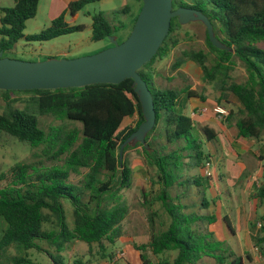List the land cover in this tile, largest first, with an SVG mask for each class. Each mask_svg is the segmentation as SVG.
<instances>
[{"label":"trees","instance_id":"16d2710c","mask_svg":"<svg viewBox=\"0 0 264 264\" xmlns=\"http://www.w3.org/2000/svg\"><path fill=\"white\" fill-rule=\"evenodd\" d=\"M39 1L13 0L12 7L1 9L0 52L12 50L21 39L47 41L83 30L82 25L70 26L66 17H75L87 5L99 0L71 1L40 36H24L25 24L36 16ZM135 1L142 6V0ZM194 1L195 5L188 6L183 0H172V6L173 9L192 8L204 14L211 22L216 38L232 52L214 48L205 31L209 54L214 56L210 65L208 53L182 50L173 62L172 70H178L185 62L196 64L205 86L213 87V92L219 94L215 100L217 105L221 106L222 101L228 104L229 96L234 97L240 105L239 108L230 109L226 118L228 123L234 124L237 137L259 144L264 138V0ZM128 10L127 6L123 9L124 12ZM140 10L141 7L137 15ZM137 15L132 19L130 32ZM90 18L92 41L99 42L114 36V28L102 13ZM181 28L177 19L173 18L156 55L138 70L150 90L155 111L154 127L145 139L149 150L141 144L126 146L122 161L119 160L120 145L144 120L131 79L116 85L29 90L39 95L36 115L15 107L16 100H6L4 111L0 113V133L31 149L43 147L44 155L53 160H60L62 156L65 158L62 166H53L40 173H30L31 167L24 163L9 170L12 174L11 184L0 189V217L5 223L0 237V251L9 247L18 253L41 251L38 242L45 241L56 245V254H47L50 264H66L61 252L66 244L79 241L86 244L89 251L96 246L100 259L111 258L107 255L106 244L114 245L123 236V223L129 213L125 203L115 204L114 199L131 186L132 161L126 155L133 150L141 159L144 172L152 171L151 187L158 186V192L152 197L151 190L147 193L142 191L150 235L147 243L133 245V249L139 253V264H195L204 258L212 259L215 264H244L241 256L227 249L223 241H213V234L204 229L207 224L215 223V214L204 216L188 211L190 207L207 209L210 206L204 195L210 187V179L198 173L179 181L177 175L183 169L185 152L191 166L202 171L204 162L209 160V155L202 150L203 143L213 141L219 134L216 127L203 124L200 135L192 119L184 113L188 99L205 101L206 90L201 94L189 85L180 89H163L154 84L156 70L153 65L166 59L179 45L178 31ZM233 58L243 65L246 77L243 83L235 82L229 76ZM1 92L8 95L13 91ZM44 115L77 122L81 124V129L63 132L50 128L46 132L39 127V116ZM129 118L136 119L135 123L122 127L123 121ZM159 126H162L164 143L175 145L169 152H159L155 148L156 144H161L156 136ZM262 161L264 168V159ZM81 169L87 172L82 178L81 188H77L68 179ZM176 184L186 187V190L176 194L173 198L175 201H172L169 193ZM192 187L201 197L198 206L187 205L183 201ZM84 194L88 195L86 202L82 200ZM107 198L113 203L108 205ZM256 198L260 204H264V183L256 190ZM63 201H67L71 208V225L68 224ZM91 205H94L93 211L89 209ZM224 221L231 230L226 218ZM44 224L52 229L42 231ZM254 245L264 255V236H256ZM148 251L153 256L168 251L177 253L170 261L154 262L148 257ZM12 264L34 262L20 256L12 259Z\"/></svg>","mask_w":264,"mask_h":264},{"label":"rangeland","instance_id":"374dc122","mask_svg":"<svg viewBox=\"0 0 264 264\" xmlns=\"http://www.w3.org/2000/svg\"><path fill=\"white\" fill-rule=\"evenodd\" d=\"M188 6L195 5L194 0H183ZM51 0H40L36 16L30 19L25 24L24 36H40L41 32L48 29L51 25L49 18V7ZM1 5L4 7H12L13 0H0ZM127 6L129 10L124 12V7ZM1 7V6H0ZM141 7L139 2L135 0H99L95 3L87 5L82 9L75 18L71 16L66 17V21L70 23V26L82 25L84 27L81 31H76L67 35H62L60 37L47 40V41H26L21 39L14 46L12 50L6 51L2 54V57L9 58L16 61L38 63L45 61L50 58H55L58 60L66 59L73 60L77 58L87 57L97 54L103 50L111 47V43L108 39L94 42L91 40V16L94 14L102 13L104 17L109 21V23L114 28V36L118 43L123 42L130 34V29L132 25V19L137 15L138 9ZM61 15V14H60ZM59 15V16H60ZM57 17V16H56ZM205 28L200 23H189L182 26L178 31V36L180 39L179 45L173 49L170 55L161 62L154 63L153 67L156 70V76L154 78V84L157 88L163 89H180L184 85H189L192 90L198 93H205V98L209 104H214V100L218 97V94L213 92L211 86H205L202 78L201 71L197 65L194 63L185 62L178 70H172L173 62L180 56L182 50H201L209 54L208 47L205 42ZM214 56H208V65L212 62ZM232 69L229 73L231 80L243 83L246 80L245 71L242 63L237 59L233 58L231 60ZM204 90H206L204 92ZM39 95L34 92H24V91H13L5 95L0 91V113L4 111L6 100L15 101L14 106L19 109H25L28 113L36 115L37 102ZM229 102L226 104L222 101V105L228 110L234 108L233 104L230 102L229 97L227 98ZM9 102V101H8ZM186 114L189 112L186 110ZM197 121V119H193ZM136 119H125L123 121V126H131L135 123ZM225 126L228 133L225 138L229 135V139H234L233 130H230L227 122H221ZM39 127L48 131L50 128H55L64 131L78 128L81 129V124L69 121H61L54 118L51 115L39 116ZM162 126L156 129V136L158 137V142L161 144L155 146L159 152H169L174 149L175 145H168L164 143L162 138ZM201 135V133H200ZM203 137V136H202ZM227 139V138H226ZM204 140V139H203ZM157 142V141H156ZM155 144V143H154ZM264 144V138H263ZM262 144V145H263ZM255 147V146H254ZM43 147L37 149H31L28 145L17 142L13 138H8L2 133H0V189L7 187L11 184L12 174L10 169H12L17 164H27L31 167L29 172L40 173L50 169L53 166H62L65 156H62L60 160H53L49 156H45ZM264 147L257 145L256 149L260 150L262 158H264ZM203 152L209 155V160L213 164V177L209 180L210 186L216 185L211 191L209 187L205 191V198L209 201L210 207L207 209L201 207H190L188 211L191 213H200L201 215L210 214V209L215 213L217 218V209H214L210 198L214 197V202L219 201L222 203L224 210L223 214L228 216L227 222L235 226L236 223L240 221L238 207H241V200L239 199V190L241 189V184L246 177V173L243 177H239L238 180L234 181L232 176L224 174L225 160H220L217 154L214 153L215 150H220V145L214 143L213 141H205L203 143ZM225 150L232 154L229 160L233 162L230 168V172H234V167L240 166L239 161L233 154L237 152L229 144H225ZM187 152L183 153V169L177 175H179V181H182L186 177L192 178L195 174L202 173L199 168L192 167L191 160L187 157ZM132 161V180L131 186L127 190L121 191L114 199L115 204L125 203L129 207V215L123 223L124 235L122 238L114 245L106 244L107 255L111 258L100 259L98 256V249L93 246L89 251L86 244L73 241L65 245L61 255L64 257L66 264H73L76 261H80L81 264H139V253L128 246L130 239L133 243L145 244L149 240V226L147 223V209L143 206L142 202V191L150 192L151 197L158 192V186L151 187L152 171L144 172V167L142 165L141 159L137 156L135 151H128L126 155ZM248 154H244L241 159L246 161L247 164H254L255 160L248 161ZM246 159V160H245ZM193 163V162H192ZM194 164V163H193ZM87 171L85 169L79 170V172L72 173L68 179V182L77 188H81V181L83 176ZM176 174V173H175ZM220 175V179L219 176ZM230 179V181H226ZM221 180V183H219ZM219 184V186H218ZM186 190V187H173L170 190V197L173 200L176 194L182 193ZM194 191V192H193ZM213 192V194L211 193ZM154 194V195H153ZM180 197V196H179ZM88 195L84 194L82 200L87 201ZM200 195L195 192V188L192 187V191L189 189L186 192V198L183 201L187 205L198 206L200 203ZM234 200L235 204H233ZM108 205L112 204L109 198H107ZM112 202V203H111ZM65 206V213L67 209V221L71 225V214L70 206L67 201H63ZM158 204L155 205V208ZM89 209L93 211L94 205L89 206ZM242 213V211H241ZM202 228V227H201ZM5 229V223L0 217V237L2 231ZM52 228L44 224L42 226V231H50ZM204 231V230H203ZM261 233V228L259 230ZM216 236V235H215ZM213 235V241L216 237ZM39 246L41 251L29 250L26 252L18 253L13 247L6 248L0 251V264H12V259L15 257L28 258L34 262V264H50V260L47 254H56V245H50L45 241H39ZM225 247L231 248L229 244H225ZM237 252H240L237 250ZM176 251H168L158 256H153L149 251L147 252L148 257L154 262L160 260H172L176 256ZM236 253V252H235ZM245 255V254H244ZM242 256L245 261L246 256ZM262 259V258H261ZM195 264H215L212 259L204 258Z\"/></svg>","mask_w":264,"mask_h":264},{"label":"water","instance_id":"95a60500","mask_svg":"<svg viewBox=\"0 0 264 264\" xmlns=\"http://www.w3.org/2000/svg\"><path fill=\"white\" fill-rule=\"evenodd\" d=\"M173 18L181 26L189 23L202 24L214 48L232 52V49L216 38L211 22L200 11L185 7L173 9L172 0H142L141 10L129 36L121 43L113 36L108 37L112 46L97 54L73 60L50 58L31 63L4 58L0 52V91L57 90L94 84L116 85L131 79L144 120L120 145L119 160L122 161L126 146L141 144L149 150L145 139L154 127L155 111L150 90L138 70L156 55L169 32Z\"/></svg>","mask_w":264,"mask_h":264},{"label":"crops","instance_id":"0c3cea01","mask_svg":"<svg viewBox=\"0 0 264 264\" xmlns=\"http://www.w3.org/2000/svg\"><path fill=\"white\" fill-rule=\"evenodd\" d=\"M71 1H75V0H51L49 7L50 23L66 9L68 3ZM0 6H1L0 11L3 8H7L1 5V3ZM187 63H192V62H187ZM229 99L235 108L240 107V105L238 104V102L234 97L229 96ZM214 102H215L214 104H216L215 100ZM212 106L213 104H209L207 102V98H205V101H201L199 98H191L188 99L185 103L184 113L186 114V110L189 112V115L187 114L186 115L192 119V121L196 126V130L200 133H201L200 127L203 124L211 125L219 130V134L216 136L213 142L215 144L218 143L220 145L221 151L215 150L214 153L217 154V157L220 160L222 159L225 160L226 170L224 174H228V176H232L234 181L238 180L239 177H243L245 173H246V177L241 184L240 187L241 189L239 190V199L241 200V207H238L237 209L239 210L240 221L236 223L234 227L233 225L228 223L231 228V230H229L226 222L224 221V218H228V216L226 215L227 211L225 210V214H223L224 207L222 203L219 201L214 202L215 196H212L210 198L211 201H213L212 206L214 209H217V205H218V211L220 213H218L215 223L211 225L207 224L206 226H204V229L207 232L212 233L214 236L216 235L215 237L217 241H223L225 244H229L231 247L230 249L234 251V253L236 252L238 256L242 257L244 254H245L244 256L247 255L246 258L247 261H245V259L242 257L244 264H264V255H262L259 249L254 245V238L256 236L258 235L264 236V231L262 232L261 230V233H259L260 228L264 229V204H260L259 200L256 198V190L264 183V168L262 161V159L264 158H262V155L260 154V150L256 149V147L257 145H259V147L260 146L264 147V144L263 141L259 144H255L253 141L238 138L234 124L228 123L226 120H223L227 122L228 126H230V130H233V134H234V139H229V135L226 137L227 138L226 139L225 135L228 133V131L225 128V126L221 124V122L223 121H218L210 112V108H212ZM202 108L206 109V113H202L200 111ZM193 119H197V121H194ZM225 144H229L233 147L234 150H237V152H234L233 154L239 161L240 166L234 167L233 173L230 172V168L233 165V162L229 160V157L232 154H230V152L225 150ZM244 154H248L249 156L248 161L255 160L254 164H247L246 161L244 162V160L241 159V157ZM218 176L220 179V175ZM227 180L230 181L231 183L230 179H226V181ZM219 183H221V180H219ZM215 186H216L215 184L213 187L210 186L211 187L210 191ZM211 193L213 194V192ZM232 202L233 204H235L234 200H232ZM208 212H210V214H215L212 213L213 211L211 209ZM123 235H124V231H123ZM135 244H139V243H133L130 239V243L128 244V246L133 248V245ZM237 250L240 252H237Z\"/></svg>","mask_w":264,"mask_h":264},{"label":"built area","instance_id":"2783aa9c","mask_svg":"<svg viewBox=\"0 0 264 264\" xmlns=\"http://www.w3.org/2000/svg\"><path fill=\"white\" fill-rule=\"evenodd\" d=\"M200 111L202 113H206V109H204V108H202ZM210 112L218 121L226 120V118L229 115V111L225 107L220 106V105L212 106V108H210ZM202 172H203L204 177L212 179L214 169H213V164L210 160H206L204 162Z\"/></svg>","mask_w":264,"mask_h":264}]
</instances>
